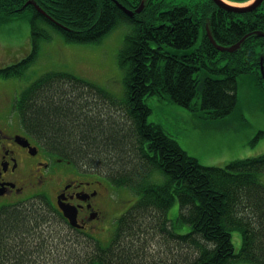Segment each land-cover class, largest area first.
<instances>
[{
  "label": "trees",
  "instance_id": "trees-1",
  "mask_svg": "<svg viewBox=\"0 0 264 264\" xmlns=\"http://www.w3.org/2000/svg\"><path fill=\"white\" fill-rule=\"evenodd\" d=\"M29 1L0 0V25L27 17L32 36L31 53L0 69L5 79L20 78L38 58L42 41H51L54 33L70 43L99 44L118 24L132 27L118 55L126 75L127 107L117 119L110 115L104 89L69 72L47 73L14 103L22 129L55 160L78 169L107 170L112 185L137 196L108 246H97L85 264H142L137 237L143 233L186 245L181 248L191 250V258L181 264H264V154L233 161L226 169L206 167L160 125L148 122L153 96L199 111L206 120H222L234 112L247 59L256 55L258 67L264 59V38L251 35L231 54L211 43L207 29L222 46L264 32V2L237 14L212 0L167 7L146 0L143 12L130 18L116 1L135 11L143 0H34L49 17ZM156 171L164 176L162 182L153 179ZM176 199L178 219L190 225L186 234L169 226L168 211ZM50 207L48 198L39 197L26 206L0 209V264L43 259V246L37 245L53 224ZM233 232L242 238L238 253Z\"/></svg>",
  "mask_w": 264,
  "mask_h": 264
},
{
  "label": "rangeland",
  "instance_id": "rangeland-1",
  "mask_svg": "<svg viewBox=\"0 0 264 264\" xmlns=\"http://www.w3.org/2000/svg\"><path fill=\"white\" fill-rule=\"evenodd\" d=\"M156 1L169 6L182 5L187 0ZM251 2L252 0L240 5L246 6ZM131 29L130 24L120 23L99 44L70 43L57 33H54L51 41H42L38 58L20 78L0 77V126H5L6 122L14 125V121L18 119L14 112L15 98L50 72H69L101 87L109 96L105 100L109 102L106 103L108 108L113 109L110 115L120 116L125 111L123 108L127 107V96L126 75L119 66L118 55L126 36L132 32ZM31 50L32 36L27 17L23 16L12 23L0 25V69L21 62ZM255 56L247 59V73L239 79L238 102L230 116L218 121L206 120L199 111L194 112L167 99L153 96L148 100L151 108L148 122L160 125L178 140L181 148L190 157L206 167L226 169L233 161L263 155L264 81L260 77V66L256 65L259 64V58ZM9 114L13 116L10 117ZM19 122L21 120L18 124ZM57 165L68 166L63 162ZM88 168L90 167L77 168L74 176L85 180H100L109 188L111 194L109 198L103 195L101 200L93 203L97 210L104 213L105 223H98V230L83 232L71 230L58 216L52 218L53 224L47 227L46 234H42L43 241H39L37 245L43 246V259L40 261L34 259L33 264H85L97 246L102 248L108 246L119 219L136 203L137 196L128 188L112 185L106 177L109 175L107 170L96 168L95 171L101 173L98 175ZM153 179L162 182L164 176L156 171ZM58 184L59 182L55 180L48 185L44 194L46 198L53 200L54 190L52 192L50 189L56 190ZM76 190L73 187L68 191ZM178 215L179 202L176 199L168 211L169 219L173 222L169 223V226L174 228L177 234H186L190 231V225L178 219ZM96 224L94 223L95 226ZM52 235L53 240L49 238ZM137 240L138 255L141 257L139 262L142 264H181L184 259L191 258V250L187 248L184 250L181 248L183 246L168 239L160 237L151 239L149 233H143ZM48 242L50 245L46 246L45 243L49 244ZM232 243L234 251L238 253L242 244L239 232L232 233Z\"/></svg>",
  "mask_w": 264,
  "mask_h": 264
},
{
  "label": "flooded vegetation",
  "instance_id": "flooded-vegetation-1",
  "mask_svg": "<svg viewBox=\"0 0 264 264\" xmlns=\"http://www.w3.org/2000/svg\"><path fill=\"white\" fill-rule=\"evenodd\" d=\"M18 121L19 117L14 125L6 122L5 126H0V209L6 205L26 206L39 197L46 198L48 185L57 180L58 188L50 189L55 194L53 200H49L53 217L61 218L71 230H98V223H105L106 219L93 203L101 200L103 195L109 198V188L97 179L75 178L78 167L71 163H66L68 167L57 165L62 162L55 160L41 144L20 129ZM73 187L77 190L69 192ZM71 208L76 209L73 222L66 217Z\"/></svg>",
  "mask_w": 264,
  "mask_h": 264
},
{
  "label": "water",
  "instance_id": "water-1",
  "mask_svg": "<svg viewBox=\"0 0 264 264\" xmlns=\"http://www.w3.org/2000/svg\"><path fill=\"white\" fill-rule=\"evenodd\" d=\"M218 7L222 8V9H225L229 12H235L237 14H244V13H249V12H252L256 9H258L262 3L264 2V0H252L251 4L249 5H244V6H241L240 4H229L227 3L226 1L224 0H212ZM28 4H32L36 10L43 16L45 17H49L47 15V13L34 1H29ZM119 4V3H118ZM119 7L124 11V13L132 18L134 17L135 13H139L141 10H144V7H145V4L144 2L140 5L139 9H137L136 11H131L129 9H127L126 7H123L121 4H119ZM208 31V36H209V39L211 41V43L221 52H228V53H236L237 51L241 50L242 48V45L244 44V42L246 41V39L248 37H250L251 35H255L257 37H264V32H260V31H257V32H254L252 34H249L247 36H245L243 39H241L238 43H236L235 45H232V46H222V45H219L215 38L212 36L211 32L209 31V29H207ZM263 62L264 60L262 59L260 64H261V74H262V77H263V80H264V65H263ZM64 209V208H62ZM69 213L66 214V217L71 221L73 222L74 219L76 218V209L75 208H71L69 209ZM67 211V210H66Z\"/></svg>",
  "mask_w": 264,
  "mask_h": 264
},
{
  "label": "bare ground",
  "instance_id": "bare-ground-1",
  "mask_svg": "<svg viewBox=\"0 0 264 264\" xmlns=\"http://www.w3.org/2000/svg\"><path fill=\"white\" fill-rule=\"evenodd\" d=\"M224 1H226L227 3H231V2H229V1H227V0H224ZM232 4V3H231ZM209 29V28H208ZM209 31H210V29H209ZM211 32V31H210ZM212 34V33H211ZM213 36V35H212ZM183 246V248L186 246V245H182Z\"/></svg>",
  "mask_w": 264,
  "mask_h": 264
}]
</instances>
